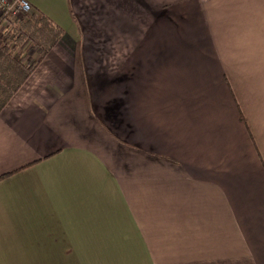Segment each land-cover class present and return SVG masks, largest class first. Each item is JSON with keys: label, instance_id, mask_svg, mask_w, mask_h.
<instances>
[{"label": "crops", "instance_id": "crops-1", "mask_svg": "<svg viewBox=\"0 0 264 264\" xmlns=\"http://www.w3.org/2000/svg\"><path fill=\"white\" fill-rule=\"evenodd\" d=\"M27 1L0 264H264V0Z\"/></svg>", "mask_w": 264, "mask_h": 264}, {"label": "trees", "instance_id": "trees-1", "mask_svg": "<svg viewBox=\"0 0 264 264\" xmlns=\"http://www.w3.org/2000/svg\"><path fill=\"white\" fill-rule=\"evenodd\" d=\"M64 31L39 11H31L25 19L13 24L0 40V111L9 103L41 60L61 40ZM29 49L37 50L32 58Z\"/></svg>", "mask_w": 264, "mask_h": 264}, {"label": "built area", "instance_id": "built-area-1", "mask_svg": "<svg viewBox=\"0 0 264 264\" xmlns=\"http://www.w3.org/2000/svg\"><path fill=\"white\" fill-rule=\"evenodd\" d=\"M31 10L27 0H0V40L9 33L15 22L26 18Z\"/></svg>", "mask_w": 264, "mask_h": 264}, {"label": "rangeland", "instance_id": "rangeland-1", "mask_svg": "<svg viewBox=\"0 0 264 264\" xmlns=\"http://www.w3.org/2000/svg\"><path fill=\"white\" fill-rule=\"evenodd\" d=\"M31 11H32V10H31ZM44 15H45V14H44ZM46 16H47V15H46ZM48 16H49V15H48ZM48 16H47V17H48ZM48 18L51 19L52 17L49 16ZM24 19H25V18H24ZM52 21H53V20H52ZM53 22H54V21H53ZM55 23H56V22H55ZM60 28H62V30L64 31V30H65L64 28H67V27H61V26H60ZM194 93L198 94L196 91H193V92H192V94H194ZM189 94H190V93H189ZM192 94H191V96H190L191 99H192V98H193V99H196V98L199 99L198 96H193ZM187 97H188V96H187ZM187 99H188V98H187ZM240 118H241V117H240ZM237 119H239V117H237ZM233 126H234V124H233ZM241 126H242L243 128H247V127H246V124H242ZM234 128H235V127H234ZM246 131H248V130L246 129ZM249 135H250V134H249ZM251 141H252V143H253V140H252V139H250V142H251ZM253 144H254V143H253Z\"/></svg>", "mask_w": 264, "mask_h": 264}]
</instances>
